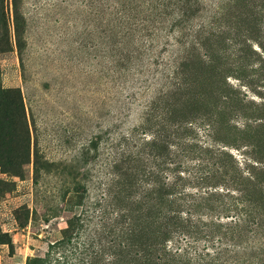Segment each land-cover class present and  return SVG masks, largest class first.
<instances>
[{"label": "rangeland", "instance_id": "1", "mask_svg": "<svg viewBox=\"0 0 264 264\" xmlns=\"http://www.w3.org/2000/svg\"><path fill=\"white\" fill-rule=\"evenodd\" d=\"M99 1L0 0V264L80 214L73 238L104 228L98 264H205L201 239L163 248H185L182 194L244 189L208 204L264 231V0Z\"/></svg>", "mask_w": 264, "mask_h": 264}, {"label": "trees", "instance_id": "2", "mask_svg": "<svg viewBox=\"0 0 264 264\" xmlns=\"http://www.w3.org/2000/svg\"><path fill=\"white\" fill-rule=\"evenodd\" d=\"M124 2H128V0H122ZM104 3V4H103ZM112 3H120L118 0H100L99 4H101L102 8H106L108 5ZM14 9H15V3ZM127 4V3H126ZM122 5V4H121ZM253 175V174H252ZM249 178H245L249 183H252L253 177L251 174H248ZM245 190L241 189L238 191L230 192L229 189H209L208 191L198 192L196 191L193 195L182 194L185 197H188V202L185 203L188 211L185 212V216H179L175 218L173 224L178 225L182 229H185V233L181 231L177 236L178 239L180 236H187V241L184 244V250L182 253H179V249H183L180 247L171 248V246H167V244L171 245L172 242H166L163 244L164 251L169 253L172 258L180 257L184 255V257L188 254V250L192 248L197 249V241L201 239L203 240L204 253L197 254L196 257L199 259H203L205 264H222V248L219 247V244L226 245L225 249L228 248H236L239 249L243 253L251 254V258L247 261L252 262L251 259L255 260L254 264H264V231L260 232L261 224L259 225L256 222H251V214L246 211L243 212V209H240V214H234L237 208H233L234 211H231L229 208H225L222 215V211L220 216L213 213V209L210 208L209 202H221V205L229 206L228 200L235 201L237 203L243 202V198L245 197ZM180 199H182L180 197ZM241 200V201H240ZM242 206V205H241ZM205 209L204 212H200V209ZM230 207V206H229ZM248 208V206H247ZM204 213V214H203ZM232 213V214H231ZM100 219H103L100 217ZM84 219L81 218V214L77 216L74 220L67 224L66 229L62 234V238L60 240L51 242L48 244L47 250L42 256H34L28 257L26 259L25 264H98L100 258H102L106 252V245L103 246H95L93 242L94 239L92 236L96 235L98 232H101L103 235L104 228L101 225H97L94 229L90 228L87 230L83 237L80 238L77 235L73 238L74 231L82 228L81 223H83ZM251 223V225H250ZM78 232H76L77 234ZM124 231L114 233L115 239H118L123 235ZM168 233V232H167ZM258 233H261L258 235ZM75 234V235H76ZM181 234V235H180ZM226 235L228 237H219L220 235ZM173 236V235H172ZM171 236V237H172ZM177 238L173 242L174 246L180 244V241ZM190 239V240H189ZM221 239V240H220ZM102 238L100 239V241ZM208 244H211V248L214 249L213 255L208 253ZM231 244V246H230ZM217 246V247H216ZM224 249V252L227 251ZM180 250V251H181ZM196 252V251H195ZM240 262V256L236 257ZM242 259V258H241ZM187 262L190 259H184ZM242 263L244 261L242 260ZM99 264H101L99 262ZM109 264V263H107Z\"/></svg>", "mask_w": 264, "mask_h": 264}]
</instances>
